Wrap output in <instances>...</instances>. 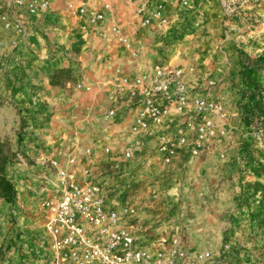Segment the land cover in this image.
Returning <instances> with one entry per match:
<instances>
[{
  "label": "crops",
  "instance_id": "0c3cea01",
  "mask_svg": "<svg viewBox=\"0 0 264 264\" xmlns=\"http://www.w3.org/2000/svg\"><path fill=\"white\" fill-rule=\"evenodd\" d=\"M67 1L52 0L49 9L35 16L20 13L24 19L25 35L26 30L32 32L28 37L34 44L29 48L34 53H26L24 39L21 43L23 46L18 47L12 56L10 69L14 76L12 80L8 78V82L12 85V91L20 95V101L28 104L31 98L27 95H32L28 90L29 77L22 70L26 63L40 67L37 70L39 75L43 72L44 79L46 76L44 86L47 90L51 88L48 85L50 75L58 68H70L72 77L75 80L83 78L81 84L84 85V89L77 92L78 97L62 103L56 113L58 123L65 128L67 126L69 134H58L52 146L43 148L42 152L39 150L41 153L37 152L39 156L34 163H17L6 170L9 179L13 180L10 175L15 178L16 201L25 212L23 218L26 221L33 219L36 212L34 198L42 187L54 189L55 176L45 171L47 162L54 158L64 165L67 156L74 154L78 157L75 172L79 182L84 181L82 169L88 167L94 179L100 180L107 188L127 187L125 201L115 191H108V204L120 209L125 203L133 209L132 213L120 215L119 225L129 228L141 245L154 247L162 237H176L178 246L189 258L184 264H209L207 261H193L192 257L199 252L213 253L218 250L221 219L239 203L238 210L229 214V220L237 223L233 233L240 236L241 246L245 247L242 252L254 253L250 257L254 256L257 264H264V255H260L264 254V141L262 146L255 143L254 147L258 149L253 148L246 157L240 153L242 143L249 140L244 134L243 118L238 112L239 94L236 92L237 85H242L244 94L248 95L251 91L245 74L240 70L242 62L264 53V0H235L241 18L255 21L241 22L235 26L224 24L220 0H136L129 5L115 3L113 19L130 35L133 48L138 53L134 58L129 49L111 37L101 39L81 33L76 20L66 12ZM158 1L165 5L168 22L158 25L154 21L151 26H139L135 8L141 2L152 6ZM40 28L47 30L45 34L56 35L55 46L60 52L48 49L49 56L43 55L47 46L42 48L43 39L38 37L36 31ZM48 41L46 43H50ZM38 52L41 54L38 55ZM76 55L83 63L71 61ZM41 57H45L44 60L40 61ZM153 63L192 66L193 71L186 72L183 80L188 87L197 89L198 94L206 93V88L201 86L208 76L221 79L211 92L213 97L225 104L228 118L219 122L214 114L211 117L226 130L227 135L219 137L210 151L199 156L179 154L171 164L163 165L154 146L160 133L175 128L177 122H172L171 116L164 118L161 125L147 133L134 135L130 132L132 110L128 100L115 90V69L120 67L124 73L133 74L148 69ZM70 85L71 82L66 83L67 88ZM54 102L60 104L58 100ZM32 108L36 107L32 105ZM112 108L116 109L115 115L109 116L108 111ZM72 112L77 115L70 117ZM73 116L81 120L77 128ZM68 117L70 120H67ZM104 148L109 149L107 153L103 151ZM126 148H130V158L125 156ZM12 149L17 150L14 143ZM20 149L23 152L26 150ZM188 172L190 175L185 187L188 188L189 181L194 179L195 186L203 185L200 190L204 191L195 193L196 200L192 197L188 199L191 214L184 219L183 213L182 216L178 215V209L181 211L182 208H173L182 198L173 191L179 181L172 178ZM169 177L170 192L163 203V190L160 192L159 189H162L164 178ZM218 177L226 178L221 185L216 183ZM231 188L235 189L236 198H233ZM200 238L203 241L198 242ZM170 245L171 242H168L165 247ZM10 250L16 259V249L12 246Z\"/></svg>",
  "mask_w": 264,
  "mask_h": 264
},
{
  "label": "built area",
  "instance_id": "2783aa9c",
  "mask_svg": "<svg viewBox=\"0 0 264 264\" xmlns=\"http://www.w3.org/2000/svg\"><path fill=\"white\" fill-rule=\"evenodd\" d=\"M52 0H0V25L4 30L12 31L18 37L25 33L24 19L20 13L35 16L50 7ZM136 0H68L66 11L76 20L78 30L83 34L98 38L111 37L117 43L130 50L131 57L138 53L133 48L130 35L113 19L115 3L133 4ZM225 17L235 13V0H220ZM139 26H151L168 22L165 5L162 1L148 6L141 2L134 10ZM18 40H13V46ZM264 53L242 63L240 70L250 84V90L257 86L256 93L244 94L242 85L236 86L239 115H248L243 119L244 134L247 140H254L257 146L264 141ZM193 71L192 66L170 63H153L148 69L133 74L124 73L120 67L115 69V90L124 96L132 110L130 132L140 135L161 125L164 118L171 116L176 126L173 130L160 133L154 146L155 153L163 165H169L179 155L199 156L212 149L219 137L227 135L226 130L216 122L227 120L228 111L222 100L211 95V89L221 79L208 76L201 88L205 94H198L188 87L183 78L186 72ZM77 88H84L78 83ZM209 90V91H208ZM116 109L108 111L114 116ZM104 148V152H108ZM87 153L89 150L86 151ZM243 153V152H240ZM125 156L130 158V148ZM223 157V155H220ZM78 157L67 156L64 165L51 158L45 171L54 170V189L41 188L35 196L36 212L33 219L26 221L20 216L19 205L12 207L15 216L17 258L12 253L0 254V264H184L187 253L178 246L176 237H162L154 247L137 242L134 233L119 225L121 214L133 212L123 203L120 209L108 204V191H115L123 201L126 188H107L94 179L91 168L82 169L83 182L76 178L75 165ZM22 163L23 160L21 159ZM46 179V177L44 176ZM19 214V215H18ZM18 215V216H17ZM17 216V218H16ZM229 227L223 235H229ZM226 241V240H224ZM171 242L169 247L165 244ZM222 248V247H221ZM220 248V249H221ZM220 250L217 256L209 251L197 253L193 261H207L209 264H239ZM245 264H257L248 257ZM244 264V262H242Z\"/></svg>",
  "mask_w": 264,
  "mask_h": 264
},
{
  "label": "rangeland",
  "instance_id": "374dc122",
  "mask_svg": "<svg viewBox=\"0 0 264 264\" xmlns=\"http://www.w3.org/2000/svg\"><path fill=\"white\" fill-rule=\"evenodd\" d=\"M235 7H236V4H235ZM239 12H240V9L236 7L235 13L233 16L225 17V15L223 14V10H222L224 24L235 26V24H238L241 22H248V23L255 22L251 18L243 20ZM27 31L28 30H26V35L24 33L23 36L17 38L14 32L4 30L2 27H0V136L3 138L4 137L7 138L11 146H12V143H14L17 146V148H20V147L26 148L25 145H27V143L26 144L22 143L19 146L16 143L17 133L19 131H21L22 136H27L28 138L30 136H33L34 140L30 142V145H27V155H28V159L33 161L34 163L36 157L39 156L37 155V152H40V151L42 152L43 148L52 146V141L54 138H56V136H58V134L60 135V133H66V132H68L69 134V129H67V126L65 128L62 124L58 123V118H57L58 116L56 113L61 107L62 103L65 104L66 102H69L70 100H74V97L78 95L77 92L80 90H83L84 88L76 87L78 83H82L83 78H79L78 80H75L73 78L74 81L71 82V85L68 88L66 87V84L63 87H53L49 84V81H48V85L51 86L52 91H51V88H48L47 90L45 89L46 87L44 86V83L46 82L45 80L46 76L44 79L43 72H41V74L39 75V71L37 70V68H40V67L34 66L33 63H32L33 65H30V63H26L23 65L22 70L29 77L28 90L30 91L29 94L32 93V95H27L28 98H31V101H29L30 103L25 104L23 100L20 101V98H21L20 95L15 94V92L12 91V85L9 84L8 78H10L11 80L13 79L14 75L10 69V66L13 64L12 56L13 54H16V50L18 47L23 46L21 45L23 40L25 39L24 48L26 50V53H29L30 51L29 48H32L34 46V44L31 41H29L30 38L28 37V35H31L32 32H29V31L27 32ZM36 31H38V34H37L38 37L43 39L44 46H42V48H46L45 46H47L43 54L44 56L48 57L50 54L49 53L50 50L51 52H60L59 51L60 49L55 46L57 43L55 41L56 35L52 37V35L50 34H45L44 32H46L47 30L44 28H40ZM59 34L64 35V33H62L61 31H59ZM57 36L60 37V35H57ZM16 39L18 40L17 41L18 43L16 46H13L12 42L13 40H16ZM46 41L50 43H46ZM47 44H50V46H48ZM30 52L34 53L33 50ZM40 54L41 53L38 52V55ZM79 57H80L79 55H76L74 59L71 61H73L74 63H78V64L83 63L81 59L80 60L78 59ZM27 58H24L23 60H27ZM44 58L45 57H41L40 61L44 60ZM176 65H180V64H176ZM193 90L197 92V89H193ZM46 91H49V94H46ZM212 93L213 92H211V95ZM56 100L59 101L60 103L59 105L58 103L54 102ZM32 105L36 108H32ZM67 111L68 110H66V112ZM73 114L74 113L72 112L71 114H69V116L71 117ZM74 115H77V114L75 113ZM20 117L25 118V119H30L32 117H35L36 119L34 121H32L31 119V121L27 122L26 126L21 128ZM67 120H70V118L68 117ZM72 120L75 122L74 124H75V127L77 128V126L80 125L79 124L81 121L80 118L73 116ZM29 148H30V151H29ZM36 173H38V171H36ZM49 173L52 176L55 175L54 170L50 171ZM189 175H190V172H188V174L186 175L183 174V176L180 175V177L173 176L172 178L173 180L176 179L179 181V185L173 191L177 193V196L179 198H182V200L179 201V204L176 207L173 206V208L177 209L178 206L181 207L182 208L181 211L178 209V215L180 216L183 213L184 215L183 216L181 215V216L184 217V219L187 218L191 214L188 211V203L190 202V201L188 202V199L192 197V198H195L196 200L195 193L204 191V190H200V188H203L202 187L203 185L201 187L199 185L197 187L195 186V184L193 183L194 179L192 181H189L188 188L185 187V181L188 179ZM10 178H12L13 180L15 179L11 175H10ZM169 179L171 178L170 177L164 178L162 189H159L160 192L163 190L161 192V195L163 196V203L166 202V198H165L166 194L170 192ZM225 179H226L225 177L224 178L218 177L216 179V183H218V185H221L222 183H224ZM192 192L194 193L191 195ZM231 193L233 194L232 195L233 198L234 197L236 198L235 189L231 188ZM149 194L153 195L152 193H149ZM19 207H22V206H19ZM239 207L240 205L238 203V205L234 207L233 210L229 209L228 211L229 213L225 214L224 218L221 219L222 229L217 239L218 250L213 253L211 252V253L213 254V256H217L220 250L222 249L225 251L224 255L231 257V259L235 260V262H238L239 264H243L242 262H244L245 264L247 263L246 259L248 257L250 258L251 255H254V253H251L249 251H248L249 253H247L246 251L242 252L245 247L241 246V242L239 241L240 236L237 234L235 235L233 233V228H235V225L237 223L233 221L231 222L229 220V214L235 213ZM19 211H20V216L25 215L24 210L19 209ZM15 222H16V219H15V216H13L11 212V207L7 206L5 203L0 201V254L8 253L10 248L14 245L15 232H16ZM168 222L171 223V220H168ZM172 223H174V221ZM226 227H229L230 229L229 235L227 237L223 235V231L225 230ZM199 241H203V238H200L198 242ZM198 245L199 247H202L200 246L199 243ZM260 255H264V254H260ZM252 257L254 258V260L256 259L254 256Z\"/></svg>",
  "mask_w": 264,
  "mask_h": 264
},
{
  "label": "trees",
  "instance_id": "16d2710c",
  "mask_svg": "<svg viewBox=\"0 0 264 264\" xmlns=\"http://www.w3.org/2000/svg\"><path fill=\"white\" fill-rule=\"evenodd\" d=\"M244 61V59H241ZM250 61L247 60L246 62ZM243 63V62H242ZM74 81L72 77V72L70 68H58L51 75L49 79V84L53 87H63L67 82ZM257 86L254 84V90L250 91V94L254 95L256 93ZM264 108L258 107L257 112H263ZM34 121L36 118L32 117L30 119H25L20 117L21 128L27 125V122ZM243 119L248 121V115H244ZM34 140L33 136L29 138L27 136H22L21 131L17 133L16 143L20 146L22 143H27L30 145V142ZM27 145L26 150L23 152L20 148L17 150H13L12 146L7 138H3L0 136V201L5 204H8L11 209L13 206L17 204L16 197L17 191L14 185L13 180L9 179L6 175V170L10 165L22 163L21 159L24 163L31 164L33 161L28 159L27 155ZM255 146V142L253 140H249L248 142L242 143L240 147V151L242 154L246 155L251 154V150L253 148L258 149ZM26 159V161H25Z\"/></svg>",
  "mask_w": 264,
  "mask_h": 264
}]
</instances>
